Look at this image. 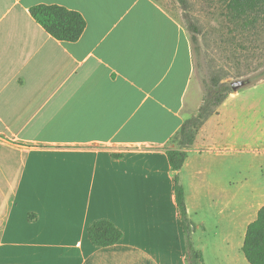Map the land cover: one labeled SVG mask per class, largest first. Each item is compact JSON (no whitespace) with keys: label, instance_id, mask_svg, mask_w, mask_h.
Returning <instances> with one entry per match:
<instances>
[{"label":"crops","instance_id":"crops-1","mask_svg":"<svg viewBox=\"0 0 264 264\" xmlns=\"http://www.w3.org/2000/svg\"><path fill=\"white\" fill-rule=\"evenodd\" d=\"M41 3L81 12L82 36L47 32L30 11ZM244 93L205 122L179 171L205 264H250L235 241L264 205L213 154ZM203 95L190 34L157 0H0V264H188L167 147ZM102 219L123 231L112 246L89 237Z\"/></svg>","mask_w":264,"mask_h":264},{"label":"trees","instance_id":"trees-1","mask_svg":"<svg viewBox=\"0 0 264 264\" xmlns=\"http://www.w3.org/2000/svg\"><path fill=\"white\" fill-rule=\"evenodd\" d=\"M222 1L226 9L224 17L230 34L234 39L241 37L232 40L230 53L225 54L224 64L218 63L213 54L214 50L206 52L205 68L201 61H196L195 57L201 55L198 36L203 33L202 26L189 13L184 15L193 46L195 69L201 72L204 95L198 112L187 118L171 139L177 147H167V153L175 171V189L188 264H205V261L202 251L196 249L192 241L195 226L189 217L185 191L179 179V171L188 156L186 148L195 143L201 127L234 90L229 78H246L249 81L253 79L252 73L259 71L264 74V0ZM180 2L185 5V0ZM30 11L47 32L62 41H77L87 27V21L81 12L64 5L41 3L32 6ZM122 236L123 231L107 219L97 220L89 227V237L97 246H112L119 242ZM242 250L250 264H264V205L258 210L256 219L247 227Z\"/></svg>","mask_w":264,"mask_h":264},{"label":"rangeland","instance_id":"rangeland-1","mask_svg":"<svg viewBox=\"0 0 264 264\" xmlns=\"http://www.w3.org/2000/svg\"><path fill=\"white\" fill-rule=\"evenodd\" d=\"M169 13L177 18L186 28L187 23L184 15L189 13L201 26L203 33L199 37L201 55L196 61H201L206 67L208 51H213L218 63L224 64L225 54L230 53L232 40L234 39L229 32V27L224 17L226 11L222 0H185L183 6L180 0H157ZM186 9H185V8ZM221 49H220V48ZM222 50V51H221ZM224 52V53H223ZM196 77L202 86L201 72L197 69ZM264 74L259 71L252 73V80L243 87L247 100L243 109V115L236 119L233 128L229 129L220 146V158L224 159V164L233 167L235 184L244 185V191L250 193V201L255 209L264 203ZM242 78H229L234 81ZM246 79V78H244ZM204 90V88H203ZM225 136V134H223ZM173 144V142L171 141ZM176 143H174L175 145ZM197 153V152H193ZM206 156L209 152H202ZM204 155V156H205ZM220 166V158L209 155ZM206 218L208 225H212V213L207 212ZM207 240L213 241L211 233L206 235ZM235 250L244 256L238 240L235 241Z\"/></svg>","mask_w":264,"mask_h":264},{"label":"water","instance_id":"water-1","mask_svg":"<svg viewBox=\"0 0 264 264\" xmlns=\"http://www.w3.org/2000/svg\"><path fill=\"white\" fill-rule=\"evenodd\" d=\"M249 81H247L246 79H238V80H234L231 82L232 87L234 90H238L244 86H246L248 84Z\"/></svg>","mask_w":264,"mask_h":264}]
</instances>
